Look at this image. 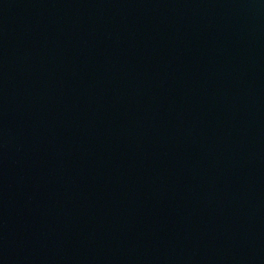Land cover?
<instances>
[{
	"label": "water",
	"instance_id": "95a60500",
	"mask_svg": "<svg viewBox=\"0 0 264 264\" xmlns=\"http://www.w3.org/2000/svg\"><path fill=\"white\" fill-rule=\"evenodd\" d=\"M0 264H264V0H0Z\"/></svg>",
	"mask_w": 264,
	"mask_h": 264
}]
</instances>
